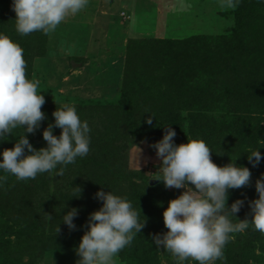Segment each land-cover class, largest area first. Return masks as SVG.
<instances>
[{
	"label": "rangeland",
	"instance_id": "rangeland-1",
	"mask_svg": "<svg viewBox=\"0 0 264 264\" xmlns=\"http://www.w3.org/2000/svg\"><path fill=\"white\" fill-rule=\"evenodd\" d=\"M237 2L238 0H88L86 8L76 16L67 18L55 31L47 34L33 32L24 37L26 38L24 41L29 42L33 49L30 79L39 82L38 91H42L45 97L43 106L60 107L79 102L103 105L118 103L122 97L127 50L133 41H143L145 48L155 45L159 54L167 55L169 61L174 60L182 51H187L190 45L188 52L190 56L192 55V60L183 59L175 66L178 70L175 78L171 79L175 82L173 87L177 91L182 86L185 92H189L190 97H194L198 90L206 103L211 102L213 97L216 101L219 98L223 107L219 105L218 114L213 115L214 118L210 112L206 114L207 118L196 119L195 123L191 124L190 117L193 111L187 110L188 106L181 105L173 111L175 115L168 126L175 130L174 141L177 144L187 143L188 139L203 140L196 135V127L204 124L216 130L229 125L238 128L240 133L245 131L250 133L246 137L239 134L226 135L217 131L215 133L217 140L216 148L211 155L213 162L218 166H224L231 160H236L237 165L246 166L251 171V183L248 186L229 190L227 202L229 207L237 199L245 201L236 217H231L233 223H239V219H251L248 201L258 198L255 181L264 174V72L261 71L258 75L253 73L245 75L242 71L251 73L252 70H249L240 59L244 53L237 51L236 46V59L225 58V55H222L225 54L223 50L232 52L231 47L226 42L218 41L235 34ZM252 10L255 14L264 16L262 9ZM15 18L16 14L11 10L8 22L10 27L5 33L8 37L17 33ZM245 31L250 29L246 28ZM169 42L175 43L172 52H168L167 49L166 52L162 51L161 48ZM245 43L244 47L256 44L264 46V40L258 43L256 38L251 37ZM141 51L147 53L146 50ZM211 53L223 56L224 58L219 57V60L226 67L234 62L236 73L225 77L221 73L224 66H221L223 67L221 70L218 67L214 69L204 67L206 64L201 63L205 62L206 56ZM148 54L150 56L151 53ZM145 63L146 61L139 63L140 67H145ZM194 64L196 72L187 71V67ZM242 83L246 84L237 92ZM221 84H227L234 93L237 92L234 99L225 100L228 105L222 101ZM242 98L248 101V105L238 103ZM207 106L209 107L205 109L208 110L213 105ZM172 107L170 105L165 109L171 111ZM151 110H145L144 120L151 118ZM155 111L158 113L159 110ZM140 118V115L136 118L137 129L133 133L137 141L125 151L127 169L131 173L129 177L137 181L141 187L145 182L156 181L155 185H158H154L152 195L148 198L141 197L140 202H146L145 205L151 202L163 204L167 208L169 200L184 191L166 188L162 181L154 179L160 175L158 169L160 160L151 145L162 139L168 126L158 131L151 126L142 127ZM252 135L260 136L257 143L251 138ZM258 148L262 154V161L257 167H253L248 162L246 153ZM1 185L3 188H0V200L2 192L5 193L3 195L5 199L8 193L3 190L4 185L2 183ZM137 201L134 206H138ZM144 207V203L139 206ZM15 220H18L17 216ZM166 231L167 228L160 233ZM146 235L142 230L136 235L129 245L133 246L131 249L135 254L126 255V258L132 257L135 264H176L175 258L163 249L151 250L150 254L146 253L147 251L149 253V250H141L144 246L139 249ZM78 237L77 241H80L81 234ZM11 241L10 249L6 252L7 259L13 260L11 256L17 257L23 264H76L79 259L75 252L79 243L76 244L75 241H71L70 246L42 251L36 257H32L30 251L15 243L13 237ZM150 246L154 249L155 245L151 243ZM140 250L148 255V261L142 259ZM223 253V258L214 264H264V234L250 225L248 229L231 235ZM232 254L233 257L230 259L228 255ZM124 260L123 255L119 253L113 264H127ZM184 264L198 262L189 259Z\"/></svg>",
	"mask_w": 264,
	"mask_h": 264
},
{
	"label": "clouds",
	"instance_id": "clouds-1",
	"mask_svg": "<svg viewBox=\"0 0 264 264\" xmlns=\"http://www.w3.org/2000/svg\"><path fill=\"white\" fill-rule=\"evenodd\" d=\"M87 4L88 0H12L16 32L21 36L53 32ZM38 88L39 82L26 76L22 47L0 34V142L12 136L15 129H23L13 147L0 152V170L20 181L35 179L38 174L52 172L61 165L74 164L78 157H85L90 151L89 124L69 105L57 107L52 113L54 123H49L42 133L46 147L36 149L30 143L26 133L35 134L46 119L42 111L45 97ZM147 123H152L151 118ZM54 127L61 129L59 136L53 134ZM175 136V130L168 126L162 139L151 145L160 160V175L154 179L162 181L166 188L184 190L169 200L163 211L168 231L154 234L152 242L170 253L176 264L189 259L198 264H214L223 258L224 247L233 233L251 225L264 234V174L255 181L258 198L248 201L251 219L233 223L231 217H236L245 201L237 199L229 207V190L248 186L250 169L237 165L236 160L218 166L205 141L188 139L187 143L177 144ZM246 154L253 167L261 163L259 148ZM56 174L62 175L63 168ZM80 191L73 197H78ZM94 198L102 201V205L89 214L87 230L75 248L79 257L76 264H113L114 258L141 232L145 221H140L139 213L126 197L101 188ZM78 211L69 208L60 222L75 230ZM46 217L49 221L53 219L47 213Z\"/></svg>",
	"mask_w": 264,
	"mask_h": 264
},
{
	"label": "trees",
	"instance_id": "trees-1",
	"mask_svg": "<svg viewBox=\"0 0 264 264\" xmlns=\"http://www.w3.org/2000/svg\"><path fill=\"white\" fill-rule=\"evenodd\" d=\"M11 3L12 0H0V34L3 35H7L5 33L10 27L8 22L12 10ZM236 5L238 8L235 11L237 20L235 34L218 40L228 43L232 52L224 49L225 54L222 55H225V58L232 57L236 59L235 55L237 52L235 51L237 46V51L244 53V56L240 57L241 61L247 65V68L249 67V70H252L251 73L246 70L242 72L245 75L252 73L258 75L261 71L264 72V46L260 47V45L256 44L255 46L244 47V45H246L245 42H248L250 37L256 38L258 43L260 40H264V16L255 14L252 10L262 9L264 11V0H238ZM246 28H249L250 31L246 32ZM10 36L23 49V56L26 61V76L30 79L33 49L28 44L29 42H25V36H21L18 33L10 34ZM250 41L253 42L252 40ZM173 44L175 43L169 42L161 50L166 52L167 49L168 52H172ZM157 49L155 45L145 48L143 41H133L129 44L123 74L122 97L118 100V103L103 105L79 102L70 105L76 108L80 119L86 121L91 129L90 151L85 157H78L74 164H69L66 167L58 166L52 172L38 174L35 179L25 181L17 180L14 175L0 170V176L4 177L3 180H0V188H3L2 183L4 185L3 190L8 192L6 193V199L5 197L3 198L5 193L3 194L2 192L0 200V264H23L17 257L11 256L13 260H9L6 257L12 237L15 239V243L30 251L32 257L38 256L45 250L70 246L71 241H75L78 244L80 242L77 241L78 235L79 237L80 234L82 236L87 230L86 222L89 214L98 210L102 205V201L94 198V194L101 188L106 192L110 190L113 194L126 197L132 203L134 210L139 213L140 221H145L142 233L148 235L143 237L142 245L139 246V249L144 246L141 250H149V253L148 251L146 252L147 254H150L151 250L156 251L158 247L154 246L153 249L150 244L153 243L152 237L154 233L157 234L166 229L163 221V211L166 209V205L153 204L152 202L145 205L146 202H140L141 197L148 198L152 195L153 188L158 184L152 186L149 181L145 182L144 186L142 185L141 187L139 183H136L137 181L130 179L129 175L131 173L126 165L127 156L125 151L134 141H137L136 135H133L137 129L135 127L136 118L140 115L142 127L151 126L158 131L171 123L170 121L175 115L173 111L177 110L181 105L188 106L187 110L193 111L190 117L191 124H194L196 119L207 118L206 114L210 112L212 114L211 117L214 118L213 115L216 116L218 114L219 105L220 107L223 105V103L220 104L219 98L216 101L214 97L211 98V102H204L198 90L194 97H190L188 96L189 92H185L182 86L177 91L173 87L175 82L173 81L174 79H171L175 78L176 70H178L175 66L182 62L183 59L192 60V55L190 56L188 52L190 45L187 51H182L179 56L170 61L167 55H160ZM141 50L151 53L150 56L147 53H142ZM216 55L218 56V54L214 53L207 55L205 62L203 61L201 64L204 65L205 63L204 67H212L213 69L218 67L221 70L223 68L221 66H224V64H221L223 62L219 60V57L223 56L217 57ZM245 60L247 61L244 62ZM144 61H146L145 67H140L139 63ZM195 69V64L187 67V71L194 70L196 72ZM236 71L235 63L233 62L227 67L224 66L221 73L226 77L234 75ZM243 84L246 83L240 84L237 92L242 90ZM221 92L224 104L226 103L225 100L230 99L231 101L234 99L235 93H237H234L227 84H221ZM241 102L248 105V101L245 98L240 99L238 103L241 104ZM226 104L228 105L229 103ZM170 105L173 106L171 111L169 109L166 110L165 108ZM207 105H213L210 108L211 110L205 109L209 107ZM57 107L59 108L60 106H42L46 119L41 122V127L35 134L26 133L30 143L36 149L47 146L42 133L49 123H54L52 113ZM146 109H152L150 113L151 124L147 123L148 119H143ZM155 110H159L158 113ZM209 126L204 124L196 127V135L207 142L208 147L212 150L211 155L216 148V131L219 133L224 132L226 135L231 136L239 134V136L245 135L246 137L250 135L246 131L240 133L238 128L229 125L217 130ZM60 132V128L54 127V135L59 136ZM22 133L23 129H15L12 136L9 135L8 139L0 142V152L4 149L12 148L16 138ZM251 138H254L257 143V138L260 139V136L252 135ZM26 154H28L27 150ZM60 168H63V174L57 175L56 173ZM141 188L144 192L141 191ZM79 189L81 190L80 195L73 197L78 194ZM136 201L140 203H137L138 206H134ZM141 203H144V208H139ZM69 208H77L79 210L78 216L74 218V223L77 226L75 230H70L66 224L62 221L60 222L63 212H66ZM46 213L53 217L51 221L47 219ZM16 216L18 220H15ZM161 221L163 222L161 223ZM58 224L59 232H57ZM132 247L128 245L121 251L122 253L120 252L127 264H135L132 257L126 258V255L132 256L135 254L131 249ZM141 250L142 259L148 261V255ZM228 257L231 259L233 254L228 255Z\"/></svg>",
	"mask_w": 264,
	"mask_h": 264
},
{
	"label": "water",
	"instance_id": "water-1",
	"mask_svg": "<svg viewBox=\"0 0 264 264\" xmlns=\"http://www.w3.org/2000/svg\"><path fill=\"white\" fill-rule=\"evenodd\" d=\"M156 184V181H150V185H155Z\"/></svg>",
	"mask_w": 264,
	"mask_h": 264
}]
</instances>
